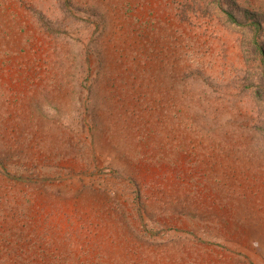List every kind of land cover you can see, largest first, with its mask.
I'll return each instance as SVG.
<instances>
[{"label":"rangeland","instance_id":"374dc122","mask_svg":"<svg viewBox=\"0 0 264 264\" xmlns=\"http://www.w3.org/2000/svg\"><path fill=\"white\" fill-rule=\"evenodd\" d=\"M0 264H264V0H0Z\"/></svg>","mask_w":264,"mask_h":264},{"label":"trees","instance_id":"16d2710c","mask_svg":"<svg viewBox=\"0 0 264 264\" xmlns=\"http://www.w3.org/2000/svg\"><path fill=\"white\" fill-rule=\"evenodd\" d=\"M229 18L231 19L232 17L229 15Z\"/></svg>","mask_w":264,"mask_h":264}]
</instances>
